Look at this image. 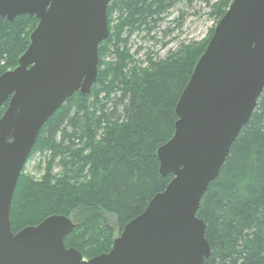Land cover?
I'll return each instance as SVG.
<instances>
[{
	"label": "trees",
	"instance_id": "obj_1",
	"mask_svg": "<svg viewBox=\"0 0 264 264\" xmlns=\"http://www.w3.org/2000/svg\"><path fill=\"white\" fill-rule=\"evenodd\" d=\"M233 1L112 0L91 92L75 93L42 126L29 159L49 152L45 176L37 180L24 168L19 177L10 211L15 234L64 215L76 223L67 248L89 259L112 249L116 234L105 214L121 233L173 178L160 175L157 150L174 134L176 104L209 41L166 56L146 45L168 39L197 2L219 20ZM38 22L28 14L0 17V76L18 66ZM54 165L62 171L54 173ZM197 215L211 246L203 264H264V91Z\"/></svg>",
	"mask_w": 264,
	"mask_h": 264
},
{
	"label": "water",
	"instance_id": "obj_2",
	"mask_svg": "<svg viewBox=\"0 0 264 264\" xmlns=\"http://www.w3.org/2000/svg\"><path fill=\"white\" fill-rule=\"evenodd\" d=\"M112 0H0V17L39 23L18 66L0 76V264H203L211 254L202 198L264 91V0H234L175 108L172 138L157 150L161 176L173 174L108 253L89 260L67 248L75 221L53 215L18 233L14 192L42 126L98 76L99 45L109 36Z\"/></svg>",
	"mask_w": 264,
	"mask_h": 264
},
{
	"label": "rangeland",
	"instance_id": "obj_3",
	"mask_svg": "<svg viewBox=\"0 0 264 264\" xmlns=\"http://www.w3.org/2000/svg\"><path fill=\"white\" fill-rule=\"evenodd\" d=\"M188 11L189 14L187 13L188 15H185V17L187 16V18L183 22L181 28H178L177 25L175 27H173L172 25V28H174L175 30H173V33L169 36L170 39L160 38V43L158 44L153 45L152 43H148L147 45L146 44H142V45H146L147 50L150 48L152 52L161 53L162 56H166L168 53L178 51L183 45L196 46V44L198 43H203L206 41L210 42L214 34L215 27L218 25V23L222 18L218 20L217 15L215 14L214 11H212V9L205 7L204 5H201L199 2L194 4L193 7L189 8ZM29 43H30V37H29ZM149 44L152 46V48L149 47ZM130 47H132L133 50L136 49V46H134L133 41ZM141 53H144V48L143 51H141ZM107 63H109L108 57L103 59V66ZM103 66L101 65V72L104 69ZM49 157H50L49 152L44 150L43 151L37 150L33 154V156L30 159H28L25 165V169L27 173H30L31 176H33L37 180L41 179L43 176H45L46 170L49 168V163H50ZM50 169H52L54 173L62 171L60 170L61 167H58L57 165L51 166ZM105 215L108 221L110 222V225L113 227L116 237H118L122 232L118 233V227L116 225L114 217L111 216L110 214H105ZM70 218L74 220L73 217ZM82 255L85 260H89V258L85 257L83 253Z\"/></svg>",
	"mask_w": 264,
	"mask_h": 264
},
{
	"label": "flooded vegetation",
	"instance_id": "obj_4",
	"mask_svg": "<svg viewBox=\"0 0 264 264\" xmlns=\"http://www.w3.org/2000/svg\"><path fill=\"white\" fill-rule=\"evenodd\" d=\"M172 32V31H171ZM172 34V33H171Z\"/></svg>",
	"mask_w": 264,
	"mask_h": 264
}]
</instances>
